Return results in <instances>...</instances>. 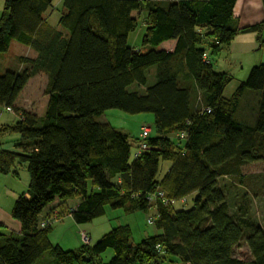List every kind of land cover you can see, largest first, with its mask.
<instances>
[{"label": "trees", "instance_id": "16d2710c", "mask_svg": "<svg viewBox=\"0 0 264 264\" xmlns=\"http://www.w3.org/2000/svg\"><path fill=\"white\" fill-rule=\"evenodd\" d=\"M157 1L63 0L59 31L44 18L55 0H6L0 55L16 42L37 57H21L15 70L0 74V136L22 139L18 151L0 152V171L9 173L18 162L30 175L28 193L12 213L20 234L5 236L0 225V264H38L47 256L54 264H150L160 255L176 264H264V229L253 218L264 172L243 175L249 165L264 166V65L231 98L225 93L233 76L213 66L239 33H262L264 23L239 30L237 0ZM141 11L147 12L146 53L129 45L138 29L134 13ZM168 42H176L173 51L161 48ZM152 68L156 80L149 85ZM40 74L48 79L43 116L15 106ZM247 92L259 94L253 125L237 119ZM110 110L154 115L157 136L139 137L134 151L127 134L98 121ZM7 114L18 116L16 124L2 125ZM142 143L149 149L136 156ZM162 161L171 167L159 179ZM231 177L247 188L234 206L219 183ZM158 193L170 202L150 200ZM191 196L192 209L174 210V201ZM63 204L77 225L108 209L133 214L155 207L158 233L134 246L131 226L120 225L95 246L66 252L50 241L51 214ZM242 244L251 260L234 256ZM108 250L115 254L104 263Z\"/></svg>", "mask_w": 264, "mask_h": 264}, {"label": "rangeland", "instance_id": "374dc122", "mask_svg": "<svg viewBox=\"0 0 264 264\" xmlns=\"http://www.w3.org/2000/svg\"><path fill=\"white\" fill-rule=\"evenodd\" d=\"M163 0H158L160 3ZM6 0H0V21L5 12ZM51 13V12H50ZM49 13V14H50ZM62 11H55L49 20L50 24L55 23V20L61 15ZM135 17L138 20V29L132 33L129 37V45L137 49H143V52H148L151 48L143 47V39L147 31L146 17L147 12H135ZM264 32V31H263ZM263 48L258 49L254 53L228 57L230 53L227 52L228 48H224L222 52L228 53L227 55L218 56L213 59V66L216 73H227L233 76L234 81L226 89L225 96L231 98L242 83L248 80L251 70L254 67L264 65V37L261 38ZM261 45V46H262ZM21 46L14 42L10 49V59L16 54L17 49ZM152 71L155 74V68H152L148 73L149 85H152L156 78L152 77ZM47 83L45 79L39 78L32 81L26 91L27 105H32L33 100L37 102L33 107L39 114L43 111V102L46 97ZM135 87L137 85H134ZM259 94L254 92H247L241 105L237 111V119L244 121L247 124L253 125L255 123L256 113L259 105ZM14 119H17L14 115H5L2 122L12 123ZM99 122L108 123L117 131L127 134L132 141V149H136V141L139 139L142 133L143 127H151L152 133L150 137L157 136V127L155 124V117L152 114H140V115H128L118 110L107 111L102 117L98 119ZM15 135L3 134L0 136V152L8 149L12 152L18 151V145L22 142L19 138L14 137ZM170 139L175 142V147L182 148L184 145L183 140H177L176 134L170 136ZM18 149V150H17ZM30 151L29 147L26 149ZM171 163L162 161L160 165V173L158 178H162L165 173L169 170ZM264 172V166L262 163L252 164L243 169V175L245 177L255 176ZM221 189H223L227 195L228 201L232 206L238 203L242 196L247 192V188L240 185L237 178H223L219 181ZM30 175L28 172V165L24 163L16 162L11 172L5 173L0 171V225L3 227L1 233L5 236L11 234H20L21 225L13 217V208L15 205V199L6 196L7 190L20 195H26L29 190ZM6 192V193H5ZM196 197L191 196L187 198L186 203L181 200L174 201L172 207L176 211H188L194 207ZM68 210V208H67ZM67 210L57 212L52 215L51 218L59 219L58 222L54 223L51 228L50 241L54 246H60L66 252L79 253L85 246V240L83 239L82 231H85V235L92 239L91 246H95L105 235L110 233L116 226L130 225L133 229L132 244L138 246L144 240L154 237L157 233V227L148 223L150 219L156 220L157 210L155 207H151L146 212H135L133 214H126L123 210H112L108 209L104 217L97 219L91 223L84 225L71 224L73 222L70 214L66 213ZM64 218V220H63ZM253 218L264 229V196L260 195V198L254 200L253 203ZM63 220V221H61ZM50 221H52L50 219ZM61 221V222H59ZM66 222V223H65ZM113 250H108L105 254L101 255V260L104 263H108L114 257ZM234 256L241 260H251V252L249 248L242 244L234 250ZM48 257V256H47ZM150 264H176L175 259L172 257H164L160 255L157 261Z\"/></svg>", "mask_w": 264, "mask_h": 264}, {"label": "crops", "instance_id": "0c3cea01", "mask_svg": "<svg viewBox=\"0 0 264 264\" xmlns=\"http://www.w3.org/2000/svg\"><path fill=\"white\" fill-rule=\"evenodd\" d=\"M60 10L62 11L61 15L58 17L57 20H55V23L50 24L49 20L51 19V16L54 14L55 11H60ZM63 13H64L63 0H55L53 7L44 16L45 21H46V25L51 27V28H54L56 30L62 31L61 27L59 26V21H60ZM234 17L237 21L239 30H243L246 28H250L253 26L263 24L264 23L263 0H237L236 7L234 10ZM263 37H264V32H262V33H249V34L239 33V35L237 36L235 41L227 49V52L230 53V56H228V57H234V56L241 57L242 55L251 54V53H254L255 51H257L258 49L263 48V45L261 43L262 42L261 38L263 40ZM13 43H12L11 47L13 46ZM175 46H176V42H168V43L163 44L161 48L165 49L167 51H173L175 49ZM11 47H10V49H11ZM19 47L20 48L17 49L16 54H14L10 59L7 58V57H9L10 50L7 54L0 55V74L5 73V72L10 71V70H15L16 67L18 66L19 58H21V57L31 58V59H35L37 57V54L32 49L25 47L23 45H21ZM227 54L228 53L221 52L219 56L227 55ZM39 78L45 79L46 83H48V79H47L45 74H40V75L34 77L33 79H31L29 81L27 87L25 88V90L22 92V94L18 98V101H17L15 106H16V108H19L21 110L32 112V113L38 114L39 116H43L45 113L46 105H47V98L46 97L44 98V102L42 103L43 107H44L43 111L40 114L33 108V107H35L37 102H34V100H33L32 105L26 104V100H29L26 97L27 89H28V87L32 81H34L35 79H39ZM15 116L17 119H14L12 123H6V122L3 123L2 122V125L3 126H12V125L16 124V122L18 120V116L17 115H15ZM14 137H21V136H14ZM19 139L22 141L21 138H19ZM24 148L27 149L28 147L24 146ZM24 148L21 147L20 150L23 151ZM5 150H8V149H5ZM6 196H10V197L14 198L16 201V199L20 196V193H15V192H12L10 190H7ZM65 209L67 210V206L63 204L60 207H58L55 210V212L56 213L62 212ZM67 212H68V210H67ZM52 215H53V213L51 214V216ZM68 217L71 218V220L73 221L70 223L75 224L72 217L71 216H68ZM63 220H64V218H63ZM63 220H61V221H63ZM116 227H118V226H116ZM132 231H133V229H132ZM82 233L86 234L85 231H82ZM91 241H92V239L90 238V243H91ZM38 264H54V263L51 260V258L45 257Z\"/></svg>", "mask_w": 264, "mask_h": 264}, {"label": "built area", "instance_id": "2783aa9c", "mask_svg": "<svg viewBox=\"0 0 264 264\" xmlns=\"http://www.w3.org/2000/svg\"><path fill=\"white\" fill-rule=\"evenodd\" d=\"M8 110H10V109H8ZM141 131H142V133L140 134V138H141L142 142H144L145 140H147V139L150 137V135H151V133H152V129H151V127L146 126V127H143V128L141 129ZM148 149H149L148 146H147L145 143H142V144L140 145V148H139V150H138L136 156H139L142 152H144V151H146V150H148ZM157 198H160L165 204H168V203L170 202L168 199H166V196H165L164 193H158V194L155 195V196H151V199H150V200L155 201ZM58 220H59V219L54 218L51 222H52V223H55V222H58ZM148 222H149V224H151V225L154 224V221H153L152 219H150ZM52 223H51V224H52ZM49 224H50V222L47 223V225H49ZM47 225H46V226H47ZM44 226H45V225H44ZM82 236H83V239L85 240V243H86V244H89V243H90V239L88 238V236L85 235V234H83Z\"/></svg>", "mask_w": 264, "mask_h": 264}]
</instances>
